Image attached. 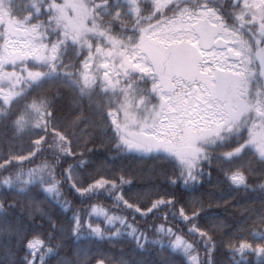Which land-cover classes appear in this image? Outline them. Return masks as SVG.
Wrapping results in <instances>:
<instances>
[{
  "label": "trees",
  "instance_id": "1",
  "mask_svg": "<svg viewBox=\"0 0 264 264\" xmlns=\"http://www.w3.org/2000/svg\"><path fill=\"white\" fill-rule=\"evenodd\" d=\"M7 1V12L25 20L20 27L36 28L57 56L55 71L31 88L13 97L0 88V264H264V157L249 147L232 155L246 141L247 126L225 129L202 144L203 152L184 169L168 155L119 143L121 97L133 90L157 102L152 77L145 89L111 88V79L81 85L80 60L96 59L105 37L119 38L117 51L125 53L128 36L133 33L134 41L145 33L146 26L132 27L133 4L106 0L109 16L101 17L103 0H88L92 7L84 8L56 0L63 22L55 26L46 14L49 0ZM136 2L148 5H139L140 17L161 16L150 0ZM219 2L213 4L227 21L248 18L238 2ZM3 15L0 0V45ZM91 19L105 37L92 29ZM259 20L243 32L257 68L264 63V15ZM259 78L252 98L264 113ZM38 103L44 114L34 109ZM29 109L34 121L22 122Z\"/></svg>",
  "mask_w": 264,
  "mask_h": 264
},
{
  "label": "rangeland",
  "instance_id": "2",
  "mask_svg": "<svg viewBox=\"0 0 264 264\" xmlns=\"http://www.w3.org/2000/svg\"><path fill=\"white\" fill-rule=\"evenodd\" d=\"M4 1L7 0H1V10L5 19L3 25L6 37L0 45V88L1 93L7 91V94L13 97L19 92L22 93V89L31 88V83L51 73L55 68L57 54L37 36L36 28L27 26L22 29L20 26L24 25L21 23L25 20H19V23L13 18V10H9L12 15L7 12ZM49 1L48 5H45L48 9V19L51 18L55 26H62L63 18L56 17L59 2ZM181 1L150 0V3H154L155 7L161 10V16L154 13L158 16L146 19L144 16L140 17L144 9L139 8V5L144 8L148 5L129 0L133 4L129 11L135 17L132 27L146 26V30L141 38L134 41L131 40L133 33L128 36L129 44H125L123 48L125 53L117 51L123 45L122 41L114 35L106 38L105 29L97 28V22L91 19L92 29H95L97 34L103 30L100 34L107 40L110 52L105 42L106 46L102 49L105 50L99 51L101 53L96 59L86 56L83 61L80 60L82 65L78 73L81 85L91 86L99 81L107 85L111 79L113 82L108 84L111 88L115 86L129 90L138 88V85L145 89L146 78L152 77V86L157 88V102L148 103L147 92L143 95L133 90L125 92L121 97L117 130L119 143L123 147L133 145L136 149L139 148V153L168 155L176 160L179 166L188 169L193 165L194 159L187 157L186 153L196 151L201 154L202 144L205 145L223 130L245 125L249 128L248 137L232 155L249 147L264 157V113L260 111L259 102L256 107L252 98L257 89L254 85L257 75L261 76V83L264 82V63L259 64L260 68L256 67L257 57L245 42L243 34L246 25H259L260 20L257 23L253 20L254 17L260 19L264 15V0H239L241 10L246 12L248 18L241 15L238 23L237 20L224 19L220 9H209L204 3L197 4L196 0H189L187 4H180ZM60 2L82 8L89 5L88 0ZM80 2L81 5L77 6ZM106 3V0H103L98 4L97 9L101 17L109 16V11H105ZM167 7L169 12L164 14ZM126 15L129 17L130 14ZM200 18L208 19L218 28L216 36L228 44L226 48L232 51L236 58L239 57L238 61H230V58L228 60L223 49L217 47L207 54L196 53L198 45L192 25ZM98 22L100 25L107 23ZM102 22L104 24H101ZM66 24L68 31L73 33L72 23ZM39 26L41 29L42 25ZM80 29L79 26H74L77 33L83 32ZM64 36L70 35L65 32ZM142 38L152 48L146 47L141 42ZM57 39L63 41L60 36ZM262 50L259 53H262ZM183 51H186V57H181ZM213 79L217 81L212 82ZM34 107L35 110L45 113L46 109L42 103L35 104ZM34 109L27 110L21 121L33 122ZM41 120L44 122L43 117ZM135 135L146 136L149 145L134 143ZM112 223L113 220L109 221V224Z\"/></svg>",
  "mask_w": 264,
  "mask_h": 264
},
{
  "label": "water",
  "instance_id": "3",
  "mask_svg": "<svg viewBox=\"0 0 264 264\" xmlns=\"http://www.w3.org/2000/svg\"><path fill=\"white\" fill-rule=\"evenodd\" d=\"M208 1H216V0H208ZM254 22H258L257 18L254 17ZM193 29L198 37V44L205 51L211 50L213 47L223 48L224 45L222 41H216L214 43V39L217 35V29L213 26L209 25L207 21H200L193 26ZM228 56L231 60H235L236 56L232 53V51L228 52ZM136 140L141 142L142 144L149 145L148 141L144 137H137ZM187 157L194 159L196 157V152H191L186 154Z\"/></svg>",
  "mask_w": 264,
  "mask_h": 264
},
{
  "label": "flooded vegetation",
  "instance_id": "4",
  "mask_svg": "<svg viewBox=\"0 0 264 264\" xmlns=\"http://www.w3.org/2000/svg\"><path fill=\"white\" fill-rule=\"evenodd\" d=\"M199 0H196V2H197V4H199V2H198ZM204 4H206V7L207 8H216L215 6H214V4L213 3H216V2H219V5H223L224 4V7H226L227 6V4H231V5H233L234 3H239V0H216V1H214V2H209L208 0H201ZM190 1L189 0H182L181 2H180V4H187V3H189ZM227 44V43H226ZM228 45V44H227ZM226 46V45H225ZM226 54H227V52H229V49H226V50H223ZM183 53L184 54H181V57H186L187 55H186V51L184 52L183 51ZM196 53H198V55H200V54H205V53H208V52H203V51H201L199 48L197 49V51H196ZM209 53H210V51H209ZM186 55V56H185ZM226 57H227V55H226ZM239 60V57L237 56V60L236 61H238ZM206 78H208L207 76H206ZM220 80V79H219ZM220 81H223L222 79L220 80Z\"/></svg>",
  "mask_w": 264,
  "mask_h": 264
}]
</instances>
